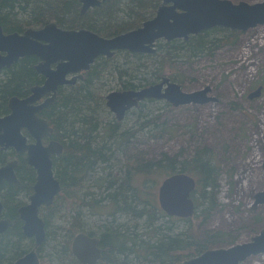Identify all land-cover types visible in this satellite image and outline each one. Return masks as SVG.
<instances>
[{
    "label": "trees",
    "instance_id": "obj_1",
    "mask_svg": "<svg viewBox=\"0 0 264 264\" xmlns=\"http://www.w3.org/2000/svg\"><path fill=\"white\" fill-rule=\"evenodd\" d=\"M161 3L162 0H111L82 14L78 0H0V23L5 33H23L28 28L40 29L56 22L65 30L88 29L102 37L112 38L140 28L156 15ZM226 31L222 27H214L190 36L188 40L177 39L163 45L157 44L160 49L157 48L154 54L119 51L112 58L100 57L83 73V79L76 85L59 88L56 101L41 113L54 129L53 139L63 143L64 152L53 158L54 172L61 182L62 191L51 205L43 208L47 236L38 248L40 264L54 261L65 264L67 259L71 260V264H80L71 252V244L78 233L84 232L79 220L83 218L85 210L91 215L106 216L98 235L103 250L99 264H178L219 244L235 242L236 237L229 233L204 234L192 226V222L201 217L197 215L202 206L201 198H204L207 205L201 212L207 215L214 208L218 191V167L208 148L197 150L184 161L176 157H166L157 163L139 158L127 159L126 164L120 166V176L114 175L111 160L115 152L112 143L109 146L106 142L113 139L111 142L115 146L125 141L126 135L129 138L132 134L122 132L116 121L107 124L103 122L105 100L98 92L104 78L116 73L121 78L129 76L139 79L138 84L125 82V90L155 84L149 79V74L156 80L162 79L164 67L175 58L181 55L196 57L209 53L221 44L230 43L229 36H220L221 32ZM235 32L230 31V36H236ZM219 37L223 38L219 40ZM38 62L36 56H27L10 68L0 70L3 74L0 79V117L9 113L8 102L12 97L25 98L33 86L44 82V78L35 70ZM153 62V71H147ZM126 63L128 67L124 65ZM148 102L154 101L146 99L138 108L142 109ZM152 117L143 123V127L156 126L161 116ZM12 157L19 158L17 173L23 188L19 189L12 184L0 188L4 216L13 221V226L0 239V264H13L32 248L34 242L33 238H27L22 232L18 208L21 196L32 191L36 174L25 162L24 155H16L12 151L0 152V165ZM102 165L108 166L110 172L105 178L93 179L95 170ZM163 167L167 170V177L180 172L193 176L197 181L192 195L196 204L194 216L187 219L168 217L172 223H190L181 232H175L167 225L166 230L158 226L159 220L167 216L147 187L148 179ZM136 174H143L146 178L141 186L134 185ZM88 180H96V186L104 189L106 195L90 192L86 186ZM57 216L69 221L68 227H57L58 230L66 231L67 239L63 243L49 229L52 218ZM122 217L135 220L136 223L144 221L142 233L136 232L137 224L129 227L128 223L118 222L117 219ZM89 234L97 235L95 232ZM47 246L50 253L43 255Z\"/></svg>",
    "mask_w": 264,
    "mask_h": 264
},
{
    "label": "water",
    "instance_id": "obj_2",
    "mask_svg": "<svg viewBox=\"0 0 264 264\" xmlns=\"http://www.w3.org/2000/svg\"><path fill=\"white\" fill-rule=\"evenodd\" d=\"M78 1L81 13L85 14L111 0ZM259 25H264V2L250 4L231 0H162L152 19L138 29L112 38L102 37L88 29L65 30L55 22L41 29L28 28L23 33H5L0 23V70L10 68L21 58L36 56L39 62L35 70L44 78L42 84L31 88L29 96L12 97L8 102L9 114L0 117V152L12 149L16 153H25L28 165L37 174L30 203L19 210L24 223L23 234L34 239L33 248L13 264H40L38 248L47 236L40 208L51 205L62 191L61 182L53 170V157L63 152V145L57 141L44 144L53 128L40 116L56 101L60 87L76 85L98 58H112L119 51L154 54L157 42L161 40H188L190 36L214 27L245 32ZM261 90L251 93L249 98L258 97ZM208 92L210 88L207 87L188 93L181 85L163 78L159 83L140 89L111 92L106 96V104L116 119L123 121L146 99L167 101L179 107L216 100L208 97ZM17 165L18 161H12L0 167V186L8 182L21 187L15 173ZM196 187V179L186 173L178 172L166 177L158 188L160 209L168 217H193L196 204L192 195ZM255 199V206L264 204V191ZM2 209L0 202V214ZM11 225L8 219L0 220V239ZM71 252L81 264H98L102 259L99 238L86 233L74 237ZM261 254H264V229L248 243L207 250L178 264H246L249 258Z\"/></svg>",
    "mask_w": 264,
    "mask_h": 264
},
{
    "label": "rangeland",
    "instance_id": "obj_3",
    "mask_svg": "<svg viewBox=\"0 0 264 264\" xmlns=\"http://www.w3.org/2000/svg\"><path fill=\"white\" fill-rule=\"evenodd\" d=\"M231 1L250 4L264 2ZM230 31L234 30L227 29L220 34L224 38L229 36L230 43L221 44L220 47L212 48L211 53L206 52L196 57L181 55L164 67L165 73L162 75V79L169 78L188 93L202 91L208 87L210 92L207 96L216 100L174 107L167 101L153 99L154 102L144 104L142 109L138 106L131 110L123 121H118L106 104V96L111 92L125 91V82L138 84L139 79L129 76L121 78L118 73L114 76L107 75L98 89L105 100L103 122L107 124L116 121L120 124L122 132L132 134L129 138L126 135L125 141L115 146L114 142H111L113 139L106 142L109 146L113 145L115 155L111 164L117 177L120 176V166L126 164L127 159L139 158L145 162L157 163L166 157H176L184 161L197 150L208 148L211 151L218 167L215 205L211 211L208 209L209 214L206 215L201 212L207 207L204 198H201L200 213L197 212L201 217L193 221L192 226L204 234L229 233L236 237V240L233 244H219L208 250L248 243L264 229V204L255 206L256 195L264 191V25L245 32L236 31V36H230ZM223 37H219V40ZM165 43V40H161L158 45ZM123 61L122 63H125ZM124 65L128 67L127 63ZM154 65L153 62L147 71L152 72ZM150 74L148 77L153 83L162 81L152 78ZM2 77L3 74L0 73V79ZM259 88L262 89L260 95L250 99L249 95ZM158 115L161 117L156 126L143 127L144 122ZM107 167L98 166L92 178H105L110 172ZM166 177L167 170L163 167L148 179L147 187L151 189L157 202L159 185ZM145 180L143 174H136L133 182L134 185L141 186ZM86 186L95 195H106L104 189L96 186V180H88ZM31 193L21 196L20 206L30 203ZM43 213L42 209L40 215L44 219ZM169 218L167 216L160 219L158 226L166 230L167 225L175 232L184 231L190 226V223L184 221L172 223ZM105 219L104 214L91 215L85 210L83 218L79 220L81 230L95 232L98 236ZM63 220L62 216L52 218L49 228L62 243L67 239L66 231L58 230L57 227L69 225V221ZM117 221L128 223L129 227L137 224L136 232L140 234L143 231L144 221L136 223L135 220L123 217ZM30 250L31 248L21 257ZM49 253L47 246L43 255ZM50 264L62 263L54 261ZM65 264H71V260L67 259ZM246 264H264V254L249 258Z\"/></svg>",
    "mask_w": 264,
    "mask_h": 264
},
{
    "label": "flooded vegetation",
    "instance_id": "obj_4",
    "mask_svg": "<svg viewBox=\"0 0 264 264\" xmlns=\"http://www.w3.org/2000/svg\"><path fill=\"white\" fill-rule=\"evenodd\" d=\"M41 116V115H40ZM42 117V116H41ZM50 125V124H49ZM51 127V126H50ZM53 133H54V129H53ZM53 133L51 134V136L50 137H48V138H45L44 139V144L45 145H47L50 141H57V142H60L62 145H63V143L61 142V141H58V140H55V139H53ZM26 134V133H25ZM30 141L31 142H33V139L32 138H30ZM7 151H12V152H14L16 155H24V159H25V162L27 163V161H26V154L25 153H16L14 150H12V149H9V150H7ZM7 151H2V152H7ZM63 152H64V145H63ZM63 152L60 154V155H62L63 154ZM54 157H58V156H54ZM53 157V158H54ZM12 161H18V165H17V167H16V169H15V173H16V176H17V178H18V180H19V183L21 184V187H19V186H17V185H15V184H12V183H8V182H5L3 185H1L0 186V188L2 187V186H4L5 184H12V185H14L15 187H17V188H19V189H22L23 188V183H22V181L20 180V178H19V176H18V173H17V169H18V166H19V158H11V159H9L5 164H3V165H0V167H2V166H4V165H6L7 163H9V162H12ZM27 165H28V163H27ZM29 166V165H28ZM29 167H31V166H29ZM32 168V167H31ZM34 171H35V169L34 168H32ZM53 170H54V162H53ZM55 173V172H54ZM35 174H36V171H35ZM36 177H37V174H36ZM55 177H56V175H55ZM57 178V177H56ZM58 179V178H57ZM59 180V179H58ZM60 181V180H59ZM35 182H36V179H35ZM35 184V183H34ZM33 187H34V185H33ZM32 193H31V195L33 194V192H34V190H33V188H32V191H31ZM30 195V196H31ZM30 196H29V198H30ZM30 200V199H29ZM0 202L2 203V205H3V209H2V213L0 214V220H3V219H8V220H10L11 222H12V225L11 226H13V221L10 219V218H7L6 216H4V203H3V201L0 199ZM29 204V203H28ZM28 204H25V205H28ZM25 205H22V206H19V208H18V216H19V219L21 220V218H20V214H19V210H20V208L21 207H23V206H25ZM45 206H42L41 208H40V213H41V211H42V209L44 208ZM40 217L42 218V216L40 215ZM43 219V218H42ZM44 220V219H43ZM45 221V220H44ZM21 222H22V227H23V221L21 220ZM46 224V223H45ZM10 226V227H11ZM9 229V228H8ZM22 232H23V229H22ZM80 233H86V234H88V235H90L89 234V232H80ZM79 234V233H78ZM90 236H95V235H90ZM95 237H98L99 238V236H95ZM33 244H34V242H33ZM99 246H100V244H99ZM33 248V247H32ZM31 248V249H32ZM100 248H101V246H100ZM102 249V248H101ZM102 257H103V250H102ZM76 259V258H75ZM101 261V260H100ZM99 261V262H100ZM99 262H98V264H99ZM81 264V263H80Z\"/></svg>",
    "mask_w": 264,
    "mask_h": 264
},
{
    "label": "bare ground",
    "instance_id": "obj_5",
    "mask_svg": "<svg viewBox=\"0 0 264 264\" xmlns=\"http://www.w3.org/2000/svg\"><path fill=\"white\" fill-rule=\"evenodd\" d=\"M263 93V92H262Z\"/></svg>",
    "mask_w": 264,
    "mask_h": 264
}]
</instances>
